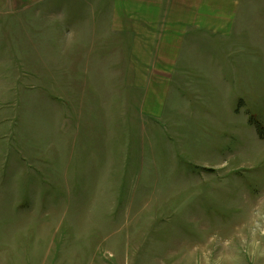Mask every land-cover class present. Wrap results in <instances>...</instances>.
Listing matches in <instances>:
<instances>
[{
  "label": "rangeland",
  "instance_id": "rangeland-1",
  "mask_svg": "<svg viewBox=\"0 0 264 264\" xmlns=\"http://www.w3.org/2000/svg\"><path fill=\"white\" fill-rule=\"evenodd\" d=\"M160 1L0 4V264H264V0Z\"/></svg>",
  "mask_w": 264,
  "mask_h": 264
},
{
  "label": "crops",
  "instance_id": "crops-1",
  "mask_svg": "<svg viewBox=\"0 0 264 264\" xmlns=\"http://www.w3.org/2000/svg\"><path fill=\"white\" fill-rule=\"evenodd\" d=\"M26 1H30V0H26ZM162 1L163 0H161L160 2H157L156 6H154L156 9H155V12H154L155 15L153 17H156V13L160 14V7H161V4H162L161 3ZM208 1H210V0H208ZM204 2H205V0H201V3H204ZM1 3H3V0L2 1L0 0V4ZM219 7H220L219 11L221 10V8L223 9V11L221 12L223 15H221L219 17H217L216 15L206 16V18L207 17H212V18H215V19L216 18H224V19H227V21L239 18L238 14L234 15L235 11H233V9H231V8H234L235 10H238L239 0H220V6ZM200 17L201 18H205V16H200ZM207 23H210V22H207ZM212 27H214V25H212ZM227 30L225 32H227ZM143 62H145V61H143ZM212 65H213V60H211V62H210V64L208 66L213 67Z\"/></svg>",
  "mask_w": 264,
  "mask_h": 264
}]
</instances>
